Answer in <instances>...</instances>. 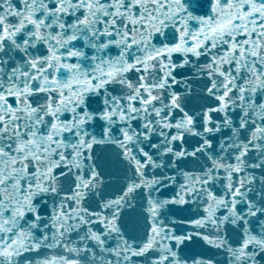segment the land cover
Masks as SVG:
<instances>
[{"label":"snow or ice","instance_id":"6c2138e0","mask_svg":"<svg viewBox=\"0 0 264 264\" xmlns=\"http://www.w3.org/2000/svg\"><path fill=\"white\" fill-rule=\"evenodd\" d=\"M0 264H264V0H0Z\"/></svg>","mask_w":264,"mask_h":264}]
</instances>
